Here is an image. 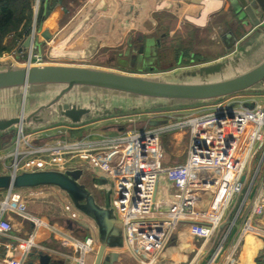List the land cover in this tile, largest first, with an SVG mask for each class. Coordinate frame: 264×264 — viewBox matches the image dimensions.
I'll list each match as a JSON object with an SVG mask.
<instances>
[{"label":"crops","instance_id":"1","mask_svg":"<svg viewBox=\"0 0 264 264\" xmlns=\"http://www.w3.org/2000/svg\"><path fill=\"white\" fill-rule=\"evenodd\" d=\"M43 1L41 0L40 5L45 13ZM62 8L64 14L61 17L56 13L49 16L44 14L41 27L37 28L36 33L41 43L37 50L52 53L57 61L53 65L111 70L165 80L222 60L227 61V68L232 70L251 64L255 67L264 61V18H260L258 26H253L248 18L239 19L234 12L241 8L238 0L226 3L204 0H63ZM35 18L34 16L30 34L24 36L22 41L25 42L32 34ZM222 30L225 31L222 42L226 46L223 54L207 59L203 58L204 55L202 57V50L193 48L204 46L203 36L210 34L211 37H217ZM47 42L51 43L47 45ZM28 50L23 49L20 54L18 50V57L27 58ZM262 93L244 96L250 102L264 105V92ZM119 96L124 99L128 97L121 94ZM16 100L18 97L15 90L0 91V119L17 116L13 104ZM137 100L139 99L126 100L124 103H137ZM209 105L189 108L200 109ZM30 107L31 111L34 110L37 103H31ZM166 111L171 112L175 119L186 113L184 110ZM144 119L139 115L133 125L141 127ZM95 122L85 121L75 126L58 125L64 128L62 130L53 126L42 127L37 131L25 129L23 132L36 133L31 139L34 145L51 144L64 138L77 140L86 135H90L91 141L100 145L116 137L115 128L123 132L129 125L125 121L124 124L97 126ZM19 132L13 128L0 133V154L11 153L15 149ZM169 137L175 154V150L182 152L185 148L179 139H186L188 142L189 136L186 132L179 131ZM106 156L107 154H102V159ZM185 161L186 158L176 163L164 162V165H182ZM0 174L4 173L0 170ZM162 189L165 197L179 199L180 194L172 188L167 178H163ZM22 193V201L29 214L36 217L37 221L24 219L18 214L11 215L14 229L8 239L16 243L18 240L15 238L28 242L32 236V241L28 243L30 251H43L50 257L51 264H93L100 244L97 228L81 213L77 219H72V214L77 210L66 195L53 187L25 190ZM3 195L4 192H1L0 198ZM237 200L238 198L234 199L222 222L209 236L199 235L190 223L177 226L164 249L156 252L155 261L147 264H262L264 241L255 240L248 235L250 233L245 236L240 234L248 210L240 214L235 226L231 227L229 223L235 218ZM68 221L72 224L69 225ZM253 223L256 225V233L264 237V218L256 219ZM138 238L133 243L136 250H141L139 247L143 240ZM18 244L23 248V241H18ZM129 245L127 238L123 251L128 261L121 264H146L141 260L143 256L137 255ZM29 262L39 264L38 256H26L24 264Z\"/></svg>","mask_w":264,"mask_h":264},{"label":"built area","instance_id":"2","mask_svg":"<svg viewBox=\"0 0 264 264\" xmlns=\"http://www.w3.org/2000/svg\"><path fill=\"white\" fill-rule=\"evenodd\" d=\"M204 1L226 3L229 0ZM40 3L41 0L34 2L35 17ZM36 28H33L35 33ZM23 43L19 42L15 50L0 59L9 57L22 66L56 64L52 53L35 47L27 51V58L18 57L17 51ZM250 103L251 108L246 106ZM145 116L141 127L132 126L100 145L92 142L90 135L34 145L31 139L36 133L20 131L15 149L0 154V170L17 175L81 168L105 176L112 186V205L124 225L125 245L128 238L130 249L141 254L146 264L155 261L156 252L164 249L180 224L190 223L199 235L209 236L235 198H238L235 205L238 209L234 220L229 221L231 227L248 210L240 234H257L253 221L264 218V174L259 188L255 193L253 190L264 167V105L250 102L246 96H235L186 111L178 119L167 111L149 112ZM135 121L131 118L126 122L133 125ZM179 131L189 136L186 161L166 167L163 140ZM260 151L262 154L253 172L252 164ZM102 154H107L106 158L102 159ZM163 178L180 194L179 199L162 194ZM24 191L6 190L0 198V264H24L31 252L28 243L32 236L28 242L15 238L23 241V248L18 241L8 239L14 229L11 215L37 221L22 201ZM79 216L80 212L76 211L72 219ZM138 237L143 240L141 250H136L133 243Z\"/></svg>","mask_w":264,"mask_h":264},{"label":"water","instance_id":"3","mask_svg":"<svg viewBox=\"0 0 264 264\" xmlns=\"http://www.w3.org/2000/svg\"><path fill=\"white\" fill-rule=\"evenodd\" d=\"M241 8L234 12L241 20L247 18L253 26L264 18V0H238ZM45 15L64 14L63 0L43 1ZM35 18V27L36 20ZM37 29V28H36ZM48 38V37H47ZM40 48L41 43L35 32L25 40L19 49ZM227 68V61L207 64L183 72L182 77L191 76L201 80L199 83L168 82L152 76H137L111 70L77 67L67 65L21 66L12 59H0V91L19 88L26 95L31 86H63V90L51 101L26 114L25 109L17 116L0 119V133L15 128L19 131L58 125L75 126L85 121H97L104 116L121 114L126 108L137 107L139 114L166 111L172 108H187L209 105L219 101L244 95H261L264 92V61L254 68L218 82H206L207 77L215 76ZM100 89V99L89 94V105L70 97L65 98L75 87ZM21 91V92H22ZM98 92V91H97ZM93 93V92H92ZM133 96L137 103H118V109L102 112V104L108 107L113 103L110 94ZM126 102V101H125ZM150 104V105H149ZM152 104V105H151ZM149 105V106H148ZM253 107V104H246ZM153 123L152 125H157ZM53 187L62 191L73 207L90 220L97 228L99 247L95 252L93 264H121L128 261L123 251L125 246L124 225L118 219L111 201L112 186L105 176L94 175L84 169L38 170L21 174H0V193L6 190L38 189ZM72 222L68 221L71 225ZM255 240L264 237L248 234ZM38 256L39 264H51L50 257L43 251L33 250L29 257ZM29 264H34L29 262Z\"/></svg>","mask_w":264,"mask_h":264},{"label":"rangeland","instance_id":"4","mask_svg":"<svg viewBox=\"0 0 264 264\" xmlns=\"http://www.w3.org/2000/svg\"><path fill=\"white\" fill-rule=\"evenodd\" d=\"M225 34V31L222 30V33H220L219 36L217 37H211V35L207 34V36H203L202 37V41H204V46H200L199 47H193L195 49H200V51L202 50V57L203 55L205 57L203 58H207V59H211V58H216L217 56L221 55L224 53V49L226 48V46H224L222 39L223 36ZM206 44V45H205ZM207 56V57H206ZM201 57V58H202ZM236 58V57H235ZM57 63V62H56ZM53 65V64H52ZM132 65H134V63H132ZM22 66V65H21ZM250 67H254V64H251L250 66L244 67V68H238L236 70H232L230 67L226 68L223 73H220L218 75L215 76H211V77H207L206 79H208L206 82H218V81H223V80H227L230 79L231 77H234L236 75H240L241 73H243L244 71H248V69H250ZM183 74V73H182ZM165 80H176V81H181L184 80V82L186 83H199L201 82V80L197 79V78H193L191 76H185L182 77V75H174L171 77L166 78ZM12 90L16 91V95L18 97V100H16L13 104H14V109L17 110V114L19 113V111L22 113L23 110L25 109L26 114L28 115L30 110V104L31 103H37V105L39 104V107L48 103L49 101H51L53 98H55L60 92L61 90H63V86L61 85H55V86H46V85H42V86H31L30 90L28 91V94L26 95V99L23 95V91L19 90V88H11ZM100 89H96V88H90V87H75L69 94L65 95V98L70 97L71 99H75L79 102H83L84 104H88L89 105V100L90 96H92V98H96V99H100ZM22 91V92H21ZM98 91V92H97ZM93 92V93H92ZM89 94H92L89 96ZM113 100V103L108 107L105 106L104 104L101 105L100 108H103L102 112L104 113V111L106 110H111L113 111L114 109H118V106H121L122 104H118V103H123L126 100H132V98H134L133 96H128L122 98L121 96L117 95V94H110ZM77 98V99H76ZM214 104V103H213ZM150 105V104H149ZM148 105V106H149ZM152 105V104H151ZM123 106H121L122 109ZM191 108V107H190ZM189 107L187 108H172L169 110H176L175 112H183L184 111H191L193 109H190ZM181 109V110H179ZM139 109L137 107H131V108H126L121 114H115L114 115H107L104 116L103 118L97 120L95 122V124H98L97 126H105L107 124H114L116 122L118 123H122L124 124L125 121H127L128 119L131 118H135L137 120V118L143 115V118H146V113L144 114H139L137 111ZM149 113V112H148ZM105 115V113L103 114ZM139 124V123H137ZM134 125H128V128L132 127ZM59 128V130L64 129L63 127H57ZM53 130V129H51ZM121 131L119 128H115V134L116 136L120 135ZM171 135H168L164 140H163V145H164V149L166 152V158H165V162H170V163H176V162H180L183 161L185 158H187V140L186 139H179L182 143H184V150L182 152H177L175 150V154H174V149L172 146V140L169 137ZM114 137V136H113ZM262 154V151H260L257 156L255 157L252 167H253V172L257 166L258 160L260 158ZM263 174H264V167L263 170L261 172V176L260 178L257 180L256 184H255V188L253 190V193L256 192V190L259 188L262 178H263ZM252 193V194H253ZM253 196V195H252ZM236 203V202H235ZM72 224V223H71ZM251 258V256H250ZM262 264H264V259L261 261Z\"/></svg>","mask_w":264,"mask_h":264},{"label":"trees","instance_id":"5","mask_svg":"<svg viewBox=\"0 0 264 264\" xmlns=\"http://www.w3.org/2000/svg\"><path fill=\"white\" fill-rule=\"evenodd\" d=\"M35 0H0V57L12 51L30 34L34 18ZM44 8L40 5L36 26L41 27L44 19ZM11 39L6 43L8 37Z\"/></svg>","mask_w":264,"mask_h":264}]
</instances>
